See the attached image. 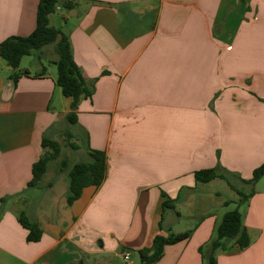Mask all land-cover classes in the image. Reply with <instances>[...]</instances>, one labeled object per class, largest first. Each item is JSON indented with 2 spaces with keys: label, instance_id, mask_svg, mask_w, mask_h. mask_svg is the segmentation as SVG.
<instances>
[{
  "label": "crops",
  "instance_id": "crops-1",
  "mask_svg": "<svg viewBox=\"0 0 264 264\" xmlns=\"http://www.w3.org/2000/svg\"><path fill=\"white\" fill-rule=\"evenodd\" d=\"M67 1L71 10L49 23L68 37L93 91L75 123L56 50L45 46L17 69L0 58V264H126V252L142 264L139 250L157 235L186 231L153 264H206L200 250L238 208L237 190L252 189L250 245L214 256L264 264V177L247 183L264 163V0ZM39 2L0 0V43L34 31ZM62 132L84 159L55 173L51 161L27 188L48 151L42 138ZM91 151L105 153L106 177L69 205V170ZM206 169L225 179L197 181ZM21 215L38 225L39 241H28Z\"/></svg>",
  "mask_w": 264,
  "mask_h": 264
},
{
  "label": "trees",
  "instance_id": "trees-1",
  "mask_svg": "<svg viewBox=\"0 0 264 264\" xmlns=\"http://www.w3.org/2000/svg\"><path fill=\"white\" fill-rule=\"evenodd\" d=\"M72 4L67 0H40L36 15V27L34 31L25 37L13 36L0 43V58L10 67H20L22 59L40 51L45 46L54 45L58 55L54 64L57 67V85L62 94L72 100L71 112L68 115L70 123L76 122V114L80 101L84 97H91L93 91L83 77L80 68L74 61L68 37L60 30L50 26L49 18L56 13L57 7L71 10ZM69 136V135H68ZM70 137V136H69ZM73 148H76L72 144ZM42 148L51 149L46 151L32 166V178L27 188L38 187L40 181L47 173L49 163L56 160L62 152L58 141L42 138ZM89 162H77L69 170V191L67 202L69 205L78 200L87 187H99L105 177L107 169V157L104 152L91 151ZM65 166V163H64ZM223 178L215 169L201 170L195 173V178L200 182H209L215 178ZM264 177V163L253 171L252 178L247 183L255 186ZM233 187V186H231ZM240 196V204L245 203L252 193L246 194L237 190ZM5 199H2V203ZM239 204V205H240ZM164 208L172 207L171 202H164ZM19 222L28 230V241L37 242L41 237V231L36 223H32L25 215H21ZM191 231L168 236L157 235L149 248L139 250L142 264H153L163 255L164 247L187 240ZM251 239L243 223V215L239 208L224 214L215 235L210 243L202 248L203 259L206 264H216L215 251H228L237 245L240 249L247 248Z\"/></svg>",
  "mask_w": 264,
  "mask_h": 264
},
{
  "label": "rangeland",
  "instance_id": "rangeland-1",
  "mask_svg": "<svg viewBox=\"0 0 264 264\" xmlns=\"http://www.w3.org/2000/svg\"><path fill=\"white\" fill-rule=\"evenodd\" d=\"M56 15V17H59V14L54 13ZM54 25V24H52ZM55 50L54 45H49L47 51L48 52H53ZM33 58V57H32ZM67 133L69 132H62V134H59V136H57L58 142L61 146L62 149V154L54 161H52L51 163V172L55 173L57 172L59 169L64 168V163L66 162L65 160L68 161V164L70 162H74V161H78L80 159H84L82 158L83 156H81L77 151L74 150V148L72 147V143L75 144V139L70 138ZM51 149L48 148V152H50ZM264 184V179L262 181ZM261 186V185H260ZM264 187V185H263ZM247 193H254V189L251 190V192H247ZM247 204L246 202L244 204H238V208L241 211L242 215H243V219L245 218V210H246Z\"/></svg>",
  "mask_w": 264,
  "mask_h": 264
},
{
  "label": "built area",
  "instance_id": "built-area-1",
  "mask_svg": "<svg viewBox=\"0 0 264 264\" xmlns=\"http://www.w3.org/2000/svg\"><path fill=\"white\" fill-rule=\"evenodd\" d=\"M59 10V7H57V11ZM123 259L125 260L126 264H132L131 263V255L130 253L126 252L123 256Z\"/></svg>",
  "mask_w": 264,
  "mask_h": 264
}]
</instances>
